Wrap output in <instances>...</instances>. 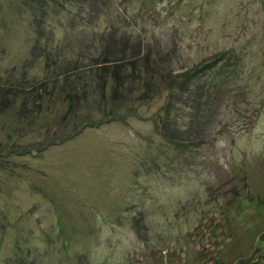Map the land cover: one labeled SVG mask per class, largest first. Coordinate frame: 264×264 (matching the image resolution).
Here are the masks:
<instances>
[{
  "label": "rangeland",
  "instance_id": "374dc122",
  "mask_svg": "<svg viewBox=\"0 0 264 264\" xmlns=\"http://www.w3.org/2000/svg\"><path fill=\"white\" fill-rule=\"evenodd\" d=\"M96 1L0 0V264H264V0Z\"/></svg>",
  "mask_w": 264,
  "mask_h": 264
},
{
  "label": "trees",
  "instance_id": "16d2710c",
  "mask_svg": "<svg viewBox=\"0 0 264 264\" xmlns=\"http://www.w3.org/2000/svg\"><path fill=\"white\" fill-rule=\"evenodd\" d=\"M37 1H39V2H36L37 4H39V3H42V4H44V5H51V3H53V1L54 0H37ZM83 1V9H85V7L87 6V8H89L90 10L95 6V7H100V6H102L100 3H97V1L96 0H82ZM89 1H92V2H89ZM91 6V8H90V6ZM97 5V6H96ZM103 7V6H102ZM105 7V6H104ZM39 8V7H38ZM41 9H39L38 11H40ZM43 11H46L47 12V10H45V9H43ZM38 28H40L41 29V27L38 25ZM104 51V50H103ZM108 52V54H106V56L104 55V58H102V62L99 64V63H96V65H95V67H93V68H95L96 70H98L97 69V67L100 69V70H102V71H106L107 69L106 68H102L101 69V66L102 65H104V66H106L107 64H108V62H107V59H106V57L108 56V57H110L111 55H113V52L112 53H109L110 51H107ZM138 52V50H136V52H133L134 54L135 53H137ZM132 53V54H133ZM117 54V53H116ZM121 57V56H120ZM135 58V59H134ZM134 58H131V59H127V58H125V59H121L120 60V62H119V64H117L116 66H115V68H112L113 70H112V74H110V76H112V78L115 80L114 81V83H112L111 84V86L112 87H114V86H117V85H119V86H121V85H124V79L125 78H128V79H131L132 80V82H133V85H134V90H136V89H138V87H139V85H138V83H139V80L141 79L140 77H138L137 76V78H135L136 77V73H135V65L137 64V61H140V59H145V61L146 62H148V55L147 56H144V54H139V55H135V57ZM142 59V60H143ZM111 62V61H110ZM112 64V63H111ZM128 72V74L127 75H125V76H123V78L120 76V74L122 73V72ZM134 71V72H133ZM203 71V72H202ZM204 68H202L200 71H196L197 73L195 74V76H189L186 80L187 81H192L193 79L195 80H198V79H200V78H203V77H205L204 76ZM93 72V71H92ZM111 73V72H110ZM195 73V72H194ZM103 78V77H102ZM101 78V79H102ZM189 79V80H188ZM127 80V79H126ZM142 82H144L145 83V90H144V94H151L152 92H153V87H154V83H152V82H150V81H144V80H142ZM168 81H166V83H167ZM52 83H53V86L52 87H56V85L58 84L57 83V81H52ZM164 83H165V81H164ZM169 83H173V81H169L168 82V84ZM130 84V83H129ZM128 85V84H127ZM186 85V84H185ZM201 85H203V87L201 86ZM200 85V87L201 88H199V90L197 89L196 91H195V96H193L192 98H191V101L189 100V97H188V99L187 100H184V103H187L188 102V105L191 107V109H190V112H191V115H192V119H191V121H193L194 120V122L191 124V126L189 127V128H191V129H194V127H192V126H195L197 123H200V122H203V121H206V119L209 117L208 115H210L209 114V112L211 113L212 111H213V108H212V106H210L211 105V103H212V100H208V99H206L205 98V92L207 93V91H210V89L212 90V85L210 84V85H207V84H201ZM169 86V85H168ZM111 87V88H112ZM43 89V88H42ZM123 89H124V86H123ZM129 90H130V88H129ZM174 90V89H173ZM179 90L181 91V92H183V88H182V86H180V88H179ZM115 91L116 90H114L113 89V93L115 94ZM186 92H187V90H186ZM130 94H133V92L132 91H130L129 92V95ZM115 97V96H114ZM113 97V98H114ZM115 98H119L118 96H116ZM120 99H124V97L123 96H120ZM184 103H183V105H184ZM170 106V103H168V105H167V108ZM213 113V112H212ZM110 121V120H109ZM199 127H200V125H198ZM95 127V126H94ZM178 131V130H177ZM174 135H176V134H174ZM184 135H186V134H184ZM178 136L175 138H173V139H175V141L178 143V145H179V142H178ZM187 138L189 139V138H191L190 136L188 137L187 136ZM193 140V139H192ZM184 145V144H183ZM35 153H33L32 155H34ZM35 156V155H34Z\"/></svg>",
  "mask_w": 264,
  "mask_h": 264
}]
</instances>
